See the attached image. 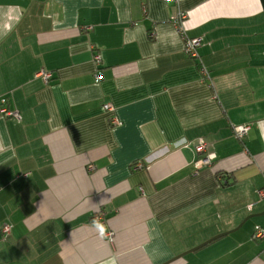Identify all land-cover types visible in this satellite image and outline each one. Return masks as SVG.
<instances>
[{"label":"crops","instance_id":"0c3cea01","mask_svg":"<svg viewBox=\"0 0 264 264\" xmlns=\"http://www.w3.org/2000/svg\"><path fill=\"white\" fill-rule=\"evenodd\" d=\"M3 96L0 264H264L260 0H0Z\"/></svg>","mask_w":264,"mask_h":264},{"label":"built area","instance_id":"2783aa9c","mask_svg":"<svg viewBox=\"0 0 264 264\" xmlns=\"http://www.w3.org/2000/svg\"><path fill=\"white\" fill-rule=\"evenodd\" d=\"M186 17L184 13H179L176 18L172 20V25L176 30V33L179 35L180 39L182 40L183 44V51L184 53L190 58H196L198 56L197 49L201 44L200 37H189L186 35L184 28L182 27V20ZM95 59H99L98 55H95ZM204 70V69H203ZM205 71V70H204ZM45 78H48L50 74H43ZM97 80L100 79V75H96L95 77ZM6 97H0V113L5 115L6 117L12 119H19V113L16 110H10L6 107ZM103 109L107 112H111L113 107L110 103H104ZM112 124H116V120L113 118L111 119ZM248 125H237L234 127V135L237 138H242L246 132L248 131ZM194 153L198 156L196 162L203 164V165H210L211 164V156L206 154V142L202 138L196 139L193 144ZM139 166V164H136ZM92 169V166L89 167ZM260 195H264V191L260 193ZM96 216H99V212L96 213ZM1 231L3 234H9L10 226L5 224L2 226ZM111 238V233H108ZM264 237V228H258L252 235L253 239H260Z\"/></svg>","mask_w":264,"mask_h":264},{"label":"water","instance_id":"95a60500","mask_svg":"<svg viewBox=\"0 0 264 264\" xmlns=\"http://www.w3.org/2000/svg\"><path fill=\"white\" fill-rule=\"evenodd\" d=\"M260 3H261V5H262V10H264V0H260ZM262 213H264V212H262ZM262 213H259V214H262ZM255 215H258V214H251V215H248L247 217H245L244 221H245L247 218L252 217V216H255ZM222 234H224V233L218 234V235L214 236L213 238H217L218 236H221ZM202 245H203V244L198 245V246L195 247V248H198V247H200V246H202ZM191 250H194V249H191ZM183 254H185V253H183ZM183 254H181V255H179V256H182Z\"/></svg>","mask_w":264,"mask_h":264}]
</instances>
